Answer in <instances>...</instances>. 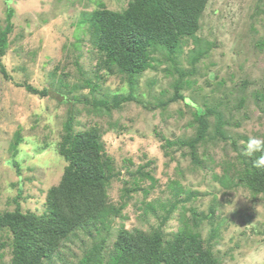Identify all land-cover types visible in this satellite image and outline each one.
Wrapping results in <instances>:
<instances>
[{"label": "rangeland", "instance_id": "obj_1", "mask_svg": "<svg viewBox=\"0 0 264 264\" xmlns=\"http://www.w3.org/2000/svg\"><path fill=\"white\" fill-rule=\"evenodd\" d=\"M98 2L115 10L126 0H0V30L7 22L11 25L0 57V68L6 73L0 69V211L13 210L17 204L22 211L36 214L46 210L45 193L58 184L66 165L59 143L67 106L71 105L76 114L75 130L99 127L100 141L115 174L108 186L109 199L122 217L111 223L104 220L92 235L77 231L58 250L59 257L53 255L42 264H83L93 242L103 237L108 253L119 226L144 232L157 226L155 216L146 213L144 205L155 199L159 203L174 200L169 182L178 183L184 192H195L196 197L175 210L163 228L166 236L192 220L191 209L207 213L216 199L215 223L210 226L199 217L198 221L203 241L215 228L210 247L218 264H264V195L252 201L242 188L221 194L223 187L218 181L231 162L247 156L243 145L248 137H262L264 132V0H207L197 31L205 40L207 54L191 64L189 51L196 48L190 41L184 42L182 53L170 63L155 50L152 56L156 60L139 75L134 88L135 98L146 101L151 109L132 100L110 113H96L86 102L94 96L112 104L115 97L128 94L129 84L122 71L115 64L99 67L98 53L86 34H80L77 51L82 72L73 63L75 23ZM177 70L186 73L181 91L193 101L192 106L178 99L162 108L160 102L173 92ZM96 74L100 76L94 79V91L85 86L74 88L70 94L77 98L74 104L57 102L55 91L65 92L68 87L64 83L73 87ZM16 82L49 92L40 96ZM196 104L222 114L225 135L222 139L216 135L214 114H203L207 132L194 145L199 167L187 143L199 130ZM16 135L20 140L13 148ZM142 171H149L150 177L139 175ZM124 186L137 188L126 196ZM181 207L183 212L178 211ZM6 231V227L0 229L5 242L0 248V264H11V237Z\"/></svg>", "mask_w": 264, "mask_h": 264}, {"label": "trees", "instance_id": "obj_2", "mask_svg": "<svg viewBox=\"0 0 264 264\" xmlns=\"http://www.w3.org/2000/svg\"><path fill=\"white\" fill-rule=\"evenodd\" d=\"M206 3L207 0H126L124 6L114 10L98 2L93 10L83 13V17L75 23L73 31L77 40L72 44L73 63L77 65V71L82 72L78 65L80 54H77L80 49V34H86L92 48L98 53L99 67L107 68L115 64L127 78L130 88L128 94L115 97L113 105L92 96L91 101L86 102L91 106V110L96 113H110L123 102L132 100L148 107L146 101L135 98L134 88L139 75L152 67L153 60H156L152 56L155 50L162 52L165 59L171 63L173 57L176 58L182 53L184 42L188 44L190 41L194 46L192 48H196L194 52L189 51L191 64L206 55L208 48L204 49L205 40L197 36L199 18ZM10 29L11 25L7 22L0 30V57L5 53ZM258 44L262 45V41ZM0 69L6 75L2 66ZM178 72V78L172 83L173 92L166 100L160 102L162 108L178 99L185 105L192 106L193 101L181 91V79L186 73L182 70H177ZM99 76L96 74L85 77L82 84L73 87L64 83L68 87L65 92L55 91L57 102L74 104L77 98L70 95L71 91L83 86L88 87L90 92L94 91L97 86L94 79ZM15 84L40 96L49 92L47 88L39 89L25 82ZM239 100L241 103L243 98ZM193 106L199 130L194 140L187 143L192 147L195 166L199 167L200 162L194 156V145L200 142L207 132V119L203 114H214L217 117L216 135L221 139L225 138L222 129L224 120L216 108L202 109V106L197 104ZM75 115L72 106H67L59 143V153L66 165L58 184L49 187L45 193L46 210L36 214L29 210L22 211L17 204L13 210L0 211V229L6 227V232L11 237L8 245L11 264H42L44 259L50 260L53 255L57 254L59 257L58 250L70 237H75L77 231L82 230L92 235V230L96 231L104 220L111 223L113 218L122 217L120 209L109 199L108 186L115 174H112L114 168L111 158L105 153L100 141L99 127L93 125L85 130H75ZM19 140L20 137L16 135L13 148ZM237 159V162H231L229 169L218 178L223 187L221 194L236 192L238 188H242L246 190L247 198L256 201L258 196L264 195V169L255 168L254 158L248 155L238 156ZM139 175L149 178L150 172L142 171ZM168 187L170 195L173 193L172 196L175 197L174 200L167 198L164 203H159V200L155 199L152 203L147 202L144 205L146 213L155 216L157 226H149L147 232L139 228L127 230L124 226H119L108 253L105 254L108 248L107 239L103 237L93 242V246L83 257V264H218L219 260L210 247L215 228L203 241L198 221L199 217L207 220L210 226L215 223L214 210L217 209V200L213 199L207 213H198L191 209L192 220L166 236L163 228L175 210L181 203L186 207V203L196 197L193 191L181 190L178 183L171 185L169 182ZM127 188L123 187V194L126 196L137 187ZM213 196L216 198L215 194ZM178 211L183 212L184 208L181 207ZM3 246L5 242L0 234V248Z\"/></svg>", "mask_w": 264, "mask_h": 264}, {"label": "clouds", "instance_id": "obj_3", "mask_svg": "<svg viewBox=\"0 0 264 264\" xmlns=\"http://www.w3.org/2000/svg\"><path fill=\"white\" fill-rule=\"evenodd\" d=\"M245 153L253 157V166L264 169V137L249 136L243 145ZM260 153V155H256Z\"/></svg>", "mask_w": 264, "mask_h": 264}]
</instances>
